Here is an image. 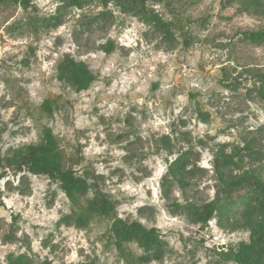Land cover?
I'll use <instances>...</instances> for the list:
<instances>
[{"label":"rangeland","instance_id":"obj_1","mask_svg":"<svg viewBox=\"0 0 264 264\" xmlns=\"http://www.w3.org/2000/svg\"><path fill=\"white\" fill-rule=\"evenodd\" d=\"M262 2L0 0V264H239L249 233L201 217L217 159L226 181L264 179ZM66 56L96 74L89 89L60 78ZM47 130L85 179L77 201L13 163ZM99 191L114 211L90 210ZM117 218L158 233L119 244Z\"/></svg>","mask_w":264,"mask_h":264},{"label":"trees","instance_id":"obj_2","mask_svg":"<svg viewBox=\"0 0 264 264\" xmlns=\"http://www.w3.org/2000/svg\"><path fill=\"white\" fill-rule=\"evenodd\" d=\"M21 1L25 7L30 5V0ZM126 1L138 3L140 7L146 9L147 0ZM260 7L264 17V2ZM250 35L254 38L261 37L259 32H251ZM59 68L60 78L77 91L89 89L97 79L96 74L83 60L72 56H66ZM44 106L48 111H52L49 100L44 102ZM14 158L13 163H16L20 169L26 167L32 172L59 180L68 196L73 201H77L78 195L84 188L85 179L78 175L75 169L63 167L57 141L51 130L46 131L41 142L18 149ZM228 161L217 159L216 169L221 186L217 196L206 202L204 208L207 212L201 220L206 224L214 216L220 221L225 218L227 224L248 232L249 241L240 244L238 249H233L229 259H234L239 264H264V179L256 173L244 172L226 181L223 173L220 172V166ZM240 203L245 205L240 210H236ZM89 208L106 214L114 211L115 205L102 191H99ZM113 231L119 244L138 236L143 244L148 245L158 233L156 228H148L137 220L127 221L122 218H117ZM42 264L53 263L45 261Z\"/></svg>","mask_w":264,"mask_h":264}]
</instances>
